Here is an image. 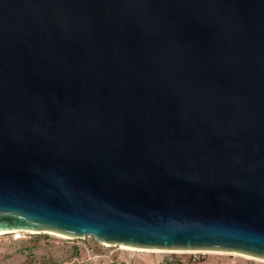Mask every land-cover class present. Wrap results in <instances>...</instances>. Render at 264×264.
<instances>
[{
	"label": "water",
	"instance_id": "obj_1",
	"mask_svg": "<svg viewBox=\"0 0 264 264\" xmlns=\"http://www.w3.org/2000/svg\"><path fill=\"white\" fill-rule=\"evenodd\" d=\"M264 260V0H0V234Z\"/></svg>",
	"mask_w": 264,
	"mask_h": 264
},
{
	"label": "rangeland",
	"instance_id": "obj_2",
	"mask_svg": "<svg viewBox=\"0 0 264 264\" xmlns=\"http://www.w3.org/2000/svg\"><path fill=\"white\" fill-rule=\"evenodd\" d=\"M103 245L94 237L15 232L0 235V264H264L230 252H157Z\"/></svg>",
	"mask_w": 264,
	"mask_h": 264
},
{
	"label": "bare ground",
	"instance_id": "obj_3",
	"mask_svg": "<svg viewBox=\"0 0 264 264\" xmlns=\"http://www.w3.org/2000/svg\"><path fill=\"white\" fill-rule=\"evenodd\" d=\"M16 232H19V231H16ZM15 233V232H14ZM0 235H3V234H0ZM125 249H129V248H125ZM130 249H133V248H130ZM155 251V250H154ZM157 252H162V251H157ZM177 252H180V251H177ZM188 252V251H187ZM193 253V252H192Z\"/></svg>",
	"mask_w": 264,
	"mask_h": 264
}]
</instances>
